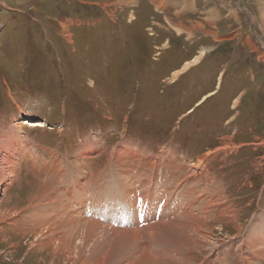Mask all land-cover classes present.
Wrapping results in <instances>:
<instances>
[{
	"label": "rangeland",
	"instance_id": "obj_1",
	"mask_svg": "<svg viewBox=\"0 0 264 264\" xmlns=\"http://www.w3.org/2000/svg\"><path fill=\"white\" fill-rule=\"evenodd\" d=\"M117 2L0 0V264H264V0Z\"/></svg>",
	"mask_w": 264,
	"mask_h": 264
},
{
	"label": "bare ground",
	"instance_id": "obj_2",
	"mask_svg": "<svg viewBox=\"0 0 264 264\" xmlns=\"http://www.w3.org/2000/svg\"><path fill=\"white\" fill-rule=\"evenodd\" d=\"M259 1V0H258ZM262 12H264V9L262 10ZM260 15H261V18L263 19L264 18V13H260ZM34 126H40V123H38V122H36L35 124H34ZM135 155V154H134ZM133 155V156H134ZM80 157V156H79ZM78 157V158H79ZM134 158V157H133ZM87 159V158H86ZM78 160V163L80 162L79 161V159H77ZM199 163H200V160H199ZM119 164L120 163H118V166H119ZM131 164V163H130ZM129 165V164H128ZM79 168L80 169H84L83 168V165L81 164V163H79ZM133 168V167H132ZM119 170V169H118ZM63 172V171H62ZM130 172H132V171H130ZM60 174H61V178L63 179V173H61V171L59 172ZM134 173V172H133ZM97 174V173H96ZM120 174V173H119ZM126 174V173H125ZM98 175V174H97ZM96 175V176H97ZM123 175V174H122ZM130 175V174H129ZM91 176V175H90ZM96 176L95 175H92L91 177H92V180L90 181V179L88 180L89 181V184H99L100 185V188H101V185H102V181H101V179L99 178V180L98 179H96ZM140 176V175H139ZM90 177V178H91ZM121 177V176H120ZM124 177H126V176H124ZM141 177V176H140ZM103 179V178H102ZM138 181V180H137ZM129 183H122V186L120 187L121 188V191H122V193H123V195L125 196V199H126V201L128 200L129 201V203L130 204H128V206L129 207H131V208H136V206L138 207V200H140V198H141V196H142V193H140V191H141V189L139 188V187H137V185L136 186H134L133 185V183H131L130 181H128ZM69 183H70V185H69ZM87 183L88 182H85V181H83V179H81L79 176H77L76 178H74V179H72V181L71 182H68L67 183V190H65V194H66V196H68L69 197V199H70V201L71 202H73L74 203V205L75 206H79L80 208H82L83 207V205L86 207V202L87 201H83V200H89L88 199V196H90L91 195V193H90V190H89V188L87 187ZM138 183V182H137ZM150 183V182H149ZM58 184V183H57ZM91 184V185H92ZM148 184V183H147ZM139 185V184H138ZM70 186H72L73 187V189H71L70 188ZM108 185H106L105 184V188H108V189H110V187H111V185H109V187H107ZM134 186V187H133ZM52 187V186H51ZM163 187V186H162ZM134 188H136L135 190H134ZM74 190V192H75V194H73V191ZM160 192L159 193H163V191H162V188H161V190H159ZM188 191V190H187ZM190 191V190H189ZM193 191V194H197V189L195 188V189H193L192 190ZM191 191V192H192ZM205 191V190H204ZM207 191V190H206ZM64 192V191H63ZM203 192V191H202ZM208 192V191H207ZM60 193V192H59ZM61 194V193H60ZM192 194V193H191ZM62 195V194H61ZM203 195V194H202ZM205 195H206V192H205ZM204 195V196H205ZM75 196H77V200H76V198H75ZM62 197V196H61ZM67 197V198H68ZM78 197H79V200H78ZM92 201H94L92 204L93 205H95V206H97V205H99V204H101V201H103L104 200V198H107L108 199V197H105V196H103V194H98V195H95V196H93L92 195ZM195 197H197L196 195H195ZM51 199H49V202L50 203H52V205H54V208L55 209H58V208H60L61 206H65L67 209L68 208H71L72 207V205H70V204H68V205H66L65 203H63L62 201H61V199L59 198V194H54V197H50ZM82 198H84V199H82ZM194 198V197H193ZM68 199V200H69ZM197 199H199V198H194V201H189V203L187 204V205H191V207L193 206L192 204H194L195 203V205H196V208L199 210V208H200V210H203L204 211V213H205V215H207L208 214V212L210 211V209H209V202L205 199V198H200L201 200H203L204 202H202V203H204V204H201L200 203V201H198ZM209 199H211V198H209ZM189 205V206H190ZM160 206H163V202H161L160 203ZM100 207V206H99ZM98 207V208H99ZM95 208V207H94ZM94 208L93 207H91L90 209H87V210H89L90 212H95V210H94ZM195 208V207H194ZM194 208H192V209H194ZM70 210H73V208H71ZM107 210V207H103L102 208V211H103V213H104V211H106ZM187 210V209H186ZM189 211L191 210V208L190 209H188ZM103 213H87V211L86 210H84V212H83V214L84 215H87L89 218L90 217H94L96 220H98V219H101V218H103ZM193 213V212H192ZM192 213H191V215H192ZM187 218H191V217H193V216H189L188 214L186 215V214H184ZM86 217V216H85ZM77 218V220H75V219H70L69 221H67L66 223H71L72 225H74L75 223H78L77 221L79 220L78 219V217H76ZM89 218H84L83 219V217H82V219H80V220H85L86 222H83L84 223V225L83 226H87L88 228H90V226H92V227H95V226H97V224H94V223H97V221L95 220V221H90V222H88L86 219H89ZM80 224V223H79ZM82 224V223H81ZM159 226L157 227V228H160V227H164L163 225H161V224H158ZM154 226V225H153ZM153 226H151V225H149V228H148V230H147V232H154L156 229L153 227ZM146 230V229H145ZM130 235H132L134 238H137L138 237V233L137 232H134V231H132L131 233H129ZM121 236H123V237H125L126 235H125V233H122L121 234ZM86 239V238H85ZM132 239V238H131ZM250 243H253V242H250ZM144 259H146V258H144Z\"/></svg>",
	"mask_w": 264,
	"mask_h": 264
},
{
	"label": "crops",
	"instance_id": "obj_3",
	"mask_svg": "<svg viewBox=\"0 0 264 264\" xmlns=\"http://www.w3.org/2000/svg\"><path fill=\"white\" fill-rule=\"evenodd\" d=\"M138 1L139 0H118L117 3H119V4H122L123 3L125 5H127V4L135 5V4H138ZM147 1H149L152 5H156V6H158V5H165V4L174 5L175 7H177V9L179 10L180 14H182L183 16L186 13L184 11L185 9H189V8L192 9V5L193 4H197V0H147ZM219 1H221V0H218V2ZM204 3L205 4H208V2H204ZM229 5L227 4V6H229ZM180 14H179V18H180ZM211 16L213 17L212 19L210 17H207L206 16L205 21L206 20L207 21H210L211 20V22H213L214 12H212ZM233 17L236 18L235 16H233ZM218 20H220V19H218ZM181 21H185V22H181V23L177 24V27L179 29H182L183 31H187V33L198 32V29H199V32L200 31L203 32L202 36L211 35V34L215 35L214 32H210V31H206V30H204V31L203 30H200L203 24L201 25V24H199L197 22H194V21H192L188 17H185ZM186 23H188V24H186ZM207 25L209 26L208 23H207Z\"/></svg>",
	"mask_w": 264,
	"mask_h": 264
}]
</instances>
